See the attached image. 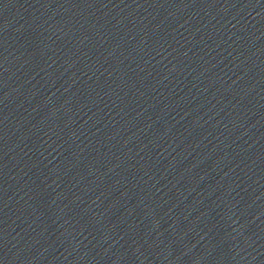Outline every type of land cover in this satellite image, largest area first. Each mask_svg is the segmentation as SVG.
Segmentation results:
<instances>
[{
	"label": "water",
	"instance_id": "obj_1",
	"mask_svg": "<svg viewBox=\"0 0 264 264\" xmlns=\"http://www.w3.org/2000/svg\"><path fill=\"white\" fill-rule=\"evenodd\" d=\"M0 264H264V0H0Z\"/></svg>",
	"mask_w": 264,
	"mask_h": 264
}]
</instances>
